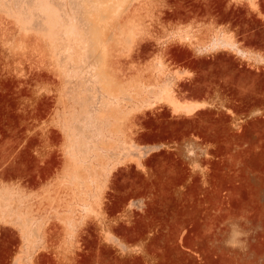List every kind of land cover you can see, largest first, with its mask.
Returning <instances> with one entry per match:
<instances>
[{"label":"rangeland","instance_id":"1","mask_svg":"<svg viewBox=\"0 0 264 264\" xmlns=\"http://www.w3.org/2000/svg\"><path fill=\"white\" fill-rule=\"evenodd\" d=\"M0 245L264 264V0H0Z\"/></svg>","mask_w":264,"mask_h":264},{"label":"crops","instance_id":"2","mask_svg":"<svg viewBox=\"0 0 264 264\" xmlns=\"http://www.w3.org/2000/svg\"><path fill=\"white\" fill-rule=\"evenodd\" d=\"M189 101H192V102H189ZM184 102H186V103L187 102H189V103H197V104L203 105V106H205V105H207L209 103V102L206 101V98L202 97V96L187 98ZM203 106H200L199 108H201Z\"/></svg>","mask_w":264,"mask_h":264},{"label":"bare ground","instance_id":"3","mask_svg":"<svg viewBox=\"0 0 264 264\" xmlns=\"http://www.w3.org/2000/svg\"><path fill=\"white\" fill-rule=\"evenodd\" d=\"M187 104V103H186ZM174 106H176V107H178V109L177 110H179V109H181V108H179V105H175L174 104ZM182 106V108H186V109H188L189 111H193L194 109L196 110V108H199L200 106H203V105H199V104H197V103H188L187 105H185V107H183L184 106V104L183 105H180V107ZM183 110V109H182ZM5 243V242H4ZM0 246H2V245H0ZM4 247H5V244H4ZM1 249V248H0ZM2 249H4V248H2ZM1 249V250H2ZM0 250V251H1ZM4 251V250H3ZM5 251H6V249H5ZM164 252V251H163ZM164 256V255H163ZM167 262V261H166Z\"/></svg>","mask_w":264,"mask_h":264}]
</instances>
